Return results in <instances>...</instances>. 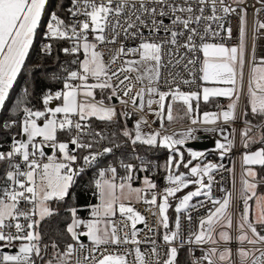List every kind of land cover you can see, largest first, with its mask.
Here are the masks:
<instances>
[{
	"label": "snow or ice",
	"instance_id": "obj_1",
	"mask_svg": "<svg viewBox=\"0 0 264 264\" xmlns=\"http://www.w3.org/2000/svg\"><path fill=\"white\" fill-rule=\"evenodd\" d=\"M257 3L254 39L264 31V0ZM245 5L0 0V112L22 77L32 78L0 121L6 132L18 129L0 142V264H181V251L190 264H264V56L248 47ZM232 15L240 19L235 46L225 42ZM34 57L55 67L31 65ZM41 71L60 86H46L37 107ZM220 97L226 108L200 112ZM249 113L261 122L252 124ZM180 119L188 126L170 130ZM237 119L245 124L238 189L235 165L222 163L236 147V130L223 125ZM200 131L222 137L221 162L189 145ZM150 152H164L163 164ZM161 169L162 187L153 178ZM89 170L98 203L77 205L72 189ZM222 170L230 190L217 181ZM53 217L63 227L49 231L43 225Z\"/></svg>",
	"mask_w": 264,
	"mask_h": 264
},
{
	"label": "trees",
	"instance_id": "obj_2",
	"mask_svg": "<svg viewBox=\"0 0 264 264\" xmlns=\"http://www.w3.org/2000/svg\"><path fill=\"white\" fill-rule=\"evenodd\" d=\"M55 56V53L53 54ZM60 59H64L63 54H60ZM31 65H41L44 67V69H51L53 67H55V61L53 59H45V58H33L31 60ZM47 71H41L37 74H35V79H36V84H35V88H34V96L36 97L35 99H33V103L39 107V100H38V96L40 94V92L46 87H52V88H58L60 85L58 83H55L49 79H47ZM31 77H22V80L20 82V86L14 88L13 93L10 95L9 101L6 102L5 105V110L3 112H0V121H3L5 119L8 118V116L10 115V106L14 105L15 100L14 98H19L20 96V88L24 86L23 82L24 81H28L29 83H31ZM257 120V124H259L261 122L260 119H254ZM18 129H12L11 133H15L17 132ZM9 132L4 131L3 129H0V142H5L9 139L10 134ZM7 146V144L5 143V147ZM149 158H154L156 159L160 164H163L164 162V157H165V153L164 152H159L156 154L153 153H148ZM228 160L227 157L224 158V160ZM163 171V170H162ZM159 178V177H158ZM158 181H161L160 179H157ZM139 181L136 182V184H138ZM94 187H93V173H87L82 175L78 181H77V185L72 189V192L75 194V203L77 205H90V204H95L97 203V197L93 194L94 193ZM172 203L174 204V202L172 201ZM54 208H57L61 211V213L63 214V206L62 205H57L55 203H53L52 205ZM169 213H170V217H173L175 215V213L173 212V209H169ZM81 216H87L88 213L87 211H82L80 213ZM58 217H53L51 219V222H45V224L43 225V227L49 231H55L57 228H62L63 224L62 223H57L58 221ZM179 260L181 262V264H190V260L187 256V253L184 251H181L180 256H179Z\"/></svg>",
	"mask_w": 264,
	"mask_h": 264
},
{
	"label": "built area",
	"instance_id": "obj_3",
	"mask_svg": "<svg viewBox=\"0 0 264 264\" xmlns=\"http://www.w3.org/2000/svg\"><path fill=\"white\" fill-rule=\"evenodd\" d=\"M247 10H248V47L251 50L253 44H255V50H256V56L257 58L264 56V31H262V33L259 34V37L254 39L253 38V27L255 25V20H256V15H255V9L260 8L261 5L259 3H257V0H246V5ZM259 19L264 20V11H262L259 15ZM226 27L231 26L232 28V38L231 40H225V42L230 45V46H235L239 43V28H240V19L239 17L232 15L229 16L227 18ZM64 59H66L64 57ZM62 59V60H64ZM246 74H247V66L245 68ZM244 102V96H241V100H240V104L242 105V103ZM153 117H149V119L151 120ZM130 126H131V122ZM156 125H153V127H155ZM236 126L238 127V143L236 144V147L232 150V152L225 156L228 158V160H224L222 161V163L226 166V168H231L233 166V164L235 165V170H236V181H237V176H238V172L241 170V154L244 151L243 147H242V143H241V138H240V133L241 130L245 127L244 121H239L237 122ZM187 127V126H186ZM181 127H177V128H169L170 130H178ZM255 131V130H254ZM258 135V133H257ZM224 157V158H225ZM221 162V161H220ZM87 173H93V181L95 178V172L94 170H89ZM160 173V172H159ZM159 173H157L156 175H154L153 177H159ZM217 181L220 182V186L226 188V189H231L232 188V178L230 176V173L227 171H221L220 174L217 175ZM214 194L217 196H223L224 193L219 191V187H214ZM136 208L138 210H140L142 212V214H144L147 219L149 224H151L152 222V216L151 213L146 211V206L142 203L140 204H136ZM236 209L238 211V203L236 201ZM204 212V209L200 210V213L202 214ZM194 217L197 216V213H193ZM138 227H143V225H138ZM147 247V246H144ZM197 255H199V253L197 252Z\"/></svg>",
	"mask_w": 264,
	"mask_h": 264
},
{
	"label": "rangeland",
	"instance_id": "obj_4",
	"mask_svg": "<svg viewBox=\"0 0 264 264\" xmlns=\"http://www.w3.org/2000/svg\"><path fill=\"white\" fill-rule=\"evenodd\" d=\"M222 98H224V97H222ZM224 99H226V100H224ZM224 99H221V98H215L212 102H210V103H208V104L201 103V106H200V112L203 113L204 111H217V110H218V108H217V104H219L220 106L226 108L227 105H228V103H226L228 99H227V98H224ZM225 103H226V104H225ZM246 104H247V100H246V98L244 97V102L242 103V105H241V104L239 105V108H238V115L240 114V112H242V111L245 109ZM177 111H178V112L180 111L179 105L177 106ZM181 114H182V113H181ZM247 119H248L249 121H251L253 124H257V120H254V118L251 116L250 113H249ZM241 120L243 121V119H237V121H236L235 123L230 124L229 126H224V127L227 128L229 132H230L232 129H235V130H236V128H238V127L236 126V124H237V122H239V121H241ZM187 123H189L187 119H180V120H178L176 123H174V124H172V125H170V126L186 125ZM170 126H169V127H170ZM243 129H244V128H243ZM243 129H242V130H243ZM226 134H227V133H226ZM219 136H220V135H219ZM260 146H261V145H259V144H253V145H252V150H255L256 148H258V147H260ZM210 156H211V158H208V157H207L208 160L213 161V162H217V160H214V159H216V155L211 154ZM239 174H240V171L238 172L237 181H236V187H237V189H238L239 186H240V185H239ZM162 177H163V171H162V169L160 170L159 178H158V177H153V178L156 180L158 186H160V187H162L163 184H164V180H163ZM160 178H161V181H158L157 179H160ZM139 184H140V182H139L138 184L135 183V184H134V187L139 186ZM185 191H187V190H185ZM258 192H260V193H264V185H262V186H260V187L258 188ZM97 203H98V198H97ZM174 203H175V201H174ZM237 203H238V210H239V207H240V201L237 200ZM169 215H170V213H169Z\"/></svg>",
	"mask_w": 264,
	"mask_h": 264
},
{
	"label": "water",
	"instance_id": "obj_5",
	"mask_svg": "<svg viewBox=\"0 0 264 264\" xmlns=\"http://www.w3.org/2000/svg\"><path fill=\"white\" fill-rule=\"evenodd\" d=\"M198 137V140L189 142V145L194 150H203L205 152L215 151V141L217 140L215 135L203 134Z\"/></svg>",
	"mask_w": 264,
	"mask_h": 264
},
{
	"label": "crops",
	"instance_id": "obj_6",
	"mask_svg": "<svg viewBox=\"0 0 264 264\" xmlns=\"http://www.w3.org/2000/svg\"><path fill=\"white\" fill-rule=\"evenodd\" d=\"M221 99H224V98H222V97H220ZM224 100H226V99H224ZM226 103H229V100H227V102ZM225 103V104H226ZM218 111V110H217ZM251 114V113H250ZM254 119H260V117H257V116H253V115H251ZM253 124V123H252ZM186 126H188V123L186 124V125H179V126H170L169 128H177V127H181L180 129H182V128H185ZM224 126H229V125H223V127ZM180 129H178V130H180ZM177 130V131H178ZM242 131V130H241ZM203 134H212V135H215L216 137H217V139H222V137H220L219 136V134L218 133H211V132H203V131H200V132H198L196 135L197 136H199V135H203ZM235 140H236V144L238 143V141H239V139H238V128H236V131H235ZM208 155H207V157L208 158H211V154H214V155H216V159H214V160H217V162H220V159H219V155H218V152L215 150V151H210V152H206ZM230 154V153H229ZM228 154V155H229ZM174 202V201H173Z\"/></svg>",
	"mask_w": 264,
	"mask_h": 264
}]
</instances>
